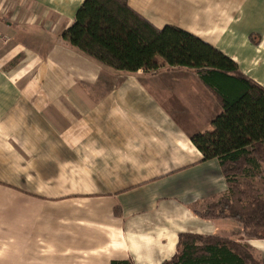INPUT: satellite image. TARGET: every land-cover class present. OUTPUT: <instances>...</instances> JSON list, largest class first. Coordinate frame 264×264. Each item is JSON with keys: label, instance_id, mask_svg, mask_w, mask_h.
I'll list each match as a JSON object with an SVG mask.
<instances>
[{"label": "crops", "instance_id": "crops-1", "mask_svg": "<svg viewBox=\"0 0 264 264\" xmlns=\"http://www.w3.org/2000/svg\"><path fill=\"white\" fill-rule=\"evenodd\" d=\"M85 0H0V264H163L182 234L264 240L198 212L228 191L192 142L222 112L190 69L117 72L62 33ZM264 87V0H126Z\"/></svg>", "mask_w": 264, "mask_h": 264}, {"label": "trees", "instance_id": "trees-1", "mask_svg": "<svg viewBox=\"0 0 264 264\" xmlns=\"http://www.w3.org/2000/svg\"><path fill=\"white\" fill-rule=\"evenodd\" d=\"M63 41L99 64L124 73L190 69L217 98L222 112L192 142L204 160L217 159L228 191L198 212L206 220L233 219L249 239L264 240V87L214 46L176 26L158 29L126 0H85ZM242 179V181H240ZM111 264H133L129 260ZM163 264H263L245 244L182 234L176 255Z\"/></svg>", "mask_w": 264, "mask_h": 264}, {"label": "rangeland", "instance_id": "rangeland-1", "mask_svg": "<svg viewBox=\"0 0 264 264\" xmlns=\"http://www.w3.org/2000/svg\"><path fill=\"white\" fill-rule=\"evenodd\" d=\"M240 181H242V179H240ZM252 181L256 185V187L263 193V196H264V179L255 178V179H252Z\"/></svg>", "mask_w": 264, "mask_h": 264}]
</instances>
